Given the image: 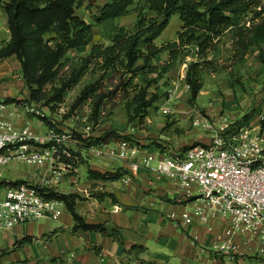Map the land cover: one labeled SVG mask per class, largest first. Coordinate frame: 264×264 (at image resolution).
<instances>
[{
    "label": "trees",
    "instance_id": "1",
    "mask_svg": "<svg viewBox=\"0 0 264 264\" xmlns=\"http://www.w3.org/2000/svg\"><path fill=\"white\" fill-rule=\"evenodd\" d=\"M83 1L3 0L10 40L0 49V61L15 57L20 62L25 88L29 91V98L24 102L40 103L54 111L64 102L67 92L88 75L90 79L72 104L71 113L89 102V121L98 127L105 106L117 98L123 103L130 120L140 118L143 121L152 109L158 108L157 102L166 95L161 88L168 85L167 74L180 59L192 55L193 59L187 62L184 82L190 92L188 103L195 107L203 88L204 75L217 69L212 56L220 49L222 37L229 30L234 32L235 52L232 58L241 61L256 47L259 49L257 58L264 66L261 48L264 43V0H105L101 5L89 0L91 7L96 5L97 12L93 15L96 24L129 15L132 9L144 3L143 9L137 7L135 11L133 26L117 27L109 36L108 43L94 42L93 24L77 14V8ZM175 15L181 21L176 40L158 45L156 40ZM243 17L250 18L238 24L237 21ZM83 47H89L86 54L69 55L71 50ZM164 51L168 52L167 60L163 64L155 62ZM140 78H143L141 82ZM15 101L12 98L3 100L5 104ZM254 115L252 111L232 122L230 131L248 125ZM39 117L50 130L59 131L47 117ZM74 137L79 151L63 145L60 151L64 148L70 156L61 153L57 158L59 163L71 169L89 162L87 152L92 147L123 140L134 144L129 136L114 130H104L98 136L75 134ZM53 143L50 141L42 147L52 146ZM193 146L171 154L176 156ZM88 174L95 180L117 181L125 172L118 168L114 172L102 173L89 166ZM23 183L26 182L1 181L0 186L17 187ZM38 188L45 198L64 202L75 221L74 232L94 231L121 239L117 228L109 230L104 224L86 222L77 209L78 200H82L78 194L60 193L54 188L39 185ZM105 196L117 202L113 194L103 193L98 197L103 199ZM25 241L30 240L24 239L20 243ZM137 248L144 249L141 246L132 247Z\"/></svg>",
    "mask_w": 264,
    "mask_h": 264
},
{
    "label": "crops",
    "instance_id": "2",
    "mask_svg": "<svg viewBox=\"0 0 264 264\" xmlns=\"http://www.w3.org/2000/svg\"><path fill=\"white\" fill-rule=\"evenodd\" d=\"M0 8L7 22L2 4ZM135 19L134 17L133 22ZM2 30L6 36L0 38V49L10 40L8 25ZM262 45L264 43L261 48ZM88 50L89 47L71 50L69 55L74 57L82 52L86 54ZM2 61L6 65L5 77L9 78L7 87L10 89L15 82L25 86L20 62L15 57ZM11 66L18 70L14 76ZM15 76L18 78L13 81ZM9 89L0 87V98H3L0 101L9 97L20 99L14 97ZM27 96L29 98V94ZM173 99L168 101L174 102ZM162 100L157 102L158 107ZM184 100V104L189 107L188 111H174L176 114L169 121L181 122L165 128L162 133L149 132L141 135L142 139L138 140L141 143V154L135 160L130 162L107 157L104 158L109 161L104 160L106 165L116 161L119 165L96 170L105 173L122 168L125 175L121 179L105 181L89 178V184L99 185L98 189L102 194L105 191L113 194L116 203L110 196L99 199L97 193L92 194L94 199L86 193L85 200H78V212L87 223L104 224L109 230L117 228L120 240L94 231L74 232L75 221L65 206L58 219L43 218L16 226L12 230L0 231V264H264V240L258 236L249 239L236 236L238 248L235 251L229 254L217 251L215 246L226 238L227 223L222 218L214 220L210 224V230L209 226L194 218V208L201 201L198 187L193 184L188 190L179 182L170 181L165 176L147 169L142 162V156L147 153H154L159 157V154L172 153L183 146L185 140L179 139L178 133L183 128V123L187 122L184 120L187 116L183 114L192 111L188 95L184 96ZM10 105L14 108H10ZM7 106L9 118L16 126L29 125L28 121L33 117L26 114L28 109L25 106L20 107L13 103ZM241 113L243 115L245 112ZM259 114L255 112L249 124L257 125ZM241 115L238 117L241 118ZM220 116L215 112L211 117L212 122L217 125ZM146 121L153 123L148 118ZM42 129L39 126L32 128L35 133L41 134ZM151 129L157 132L156 129ZM215 133V125L213 129L200 126L192 130L193 140L205 145L211 142ZM52 173L50 172L49 176L51 179L55 177ZM78 185L82 183L77 184L74 181L69 193H78L75 191ZM24 239L30 241L20 243ZM133 246H141L144 249H132Z\"/></svg>",
    "mask_w": 264,
    "mask_h": 264
},
{
    "label": "built area",
    "instance_id": "3",
    "mask_svg": "<svg viewBox=\"0 0 264 264\" xmlns=\"http://www.w3.org/2000/svg\"><path fill=\"white\" fill-rule=\"evenodd\" d=\"M164 113L171 111L165 109ZM263 124L264 111L259 114L257 125L241 126L234 132L230 131L232 121L227 115H221L217 125L209 119L195 117L193 126L197 128L216 126V133L208 145H195L176 156L161 154L158 157L154 153L142 156L147 169L179 182L188 190L193 184L198 187L201 201L193 211L198 222L210 229L212 221L219 218L226 221V238L215 246L219 252L235 251L238 248L236 236L248 239L258 236L264 240ZM67 137L53 130L46 137L37 136L29 125L16 126L9 118L7 104L0 101V166L19 158L54 170L59 154L70 156L66 149L60 151ZM34 141L41 146H34ZM46 141L54 143L42 147ZM87 153L132 162L140 156L141 148L123 140L115 149L108 144L92 147ZM54 173L52 181H43L39 186L56 189L61 174ZM64 207L61 200L45 198L36 184L0 187V231L43 218L58 219Z\"/></svg>",
    "mask_w": 264,
    "mask_h": 264
},
{
    "label": "rangeland",
    "instance_id": "4",
    "mask_svg": "<svg viewBox=\"0 0 264 264\" xmlns=\"http://www.w3.org/2000/svg\"><path fill=\"white\" fill-rule=\"evenodd\" d=\"M103 2H105V0H95V4L97 5H101ZM95 6L91 7L89 0H84L83 4L77 8V14L88 23L93 24L94 42L108 43L109 36L117 27L126 26L131 28L133 26V18H136L135 11L137 7L138 9H143L144 3H141L132 9V13H130L128 16L109 20L103 24H96L93 20V15L97 12ZM249 18L250 17H243L237 22L238 24H242L247 22ZM180 26L181 21L178 15L173 16L169 26L156 40V43L158 45H163L168 41L176 40V33L180 29ZM3 27L6 29L7 22L6 17L0 8V38L6 36L5 31L2 30ZM233 38L234 32L232 30L227 31L222 37L220 49L212 56V58L216 61L217 69L216 71L209 72L204 75L203 88L199 93L200 98L197 100V105L195 107H191L192 111L190 113L183 114V116H187V119H184L187 122L183 123L184 126L178 134L179 139L185 141L179 150H174L172 152L173 154L182 152V149L185 147L201 144L200 141L193 140L194 135L192 134V130L197 128L193 126L195 115H197V117L209 119L212 122L213 118L211 117H213L214 113L216 112L217 115L226 114L229 116L231 121L234 122L242 119V116L245 113L248 114V112L250 113L255 111L256 114H259L260 112L264 111V66L257 58L259 49L254 47L243 60L235 61L232 58L235 52ZM262 46L264 53V45ZM167 58L168 52L164 51L156 57L155 62L163 64ZM192 59V55L188 56L187 58L180 59L176 63L175 67L167 74L168 85L161 88L162 92L166 93V95H164L162 98V104L157 109H152L150 114L143 121H141L140 118L130 120L124 110L123 103H120L119 99L117 98L111 100L105 106L101 116L99 117L100 125L98 127H96V124L89 121V102L83 104L74 113H71L70 108L72 104L74 103L80 90L90 79L88 75L85 76L77 86L67 92L64 102L58 105L54 111L50 110V108L47 106L41 105L40 103L24 102V100L28 98L27 94H29V92L27 91V93H25L24 91L27 89L20 83H13V86L9 89L7 87V80L9 78L5 77L6 73L4 69L6 68V65L3 61L0 62V87L4 86L5 90L9 89L8 91L14 97H20V99L15 100H22L21 102H23L21 105H19L17 101H15L13 104L20 107H24V104L27 105L25 106L26 109H28L26 114L29 115V117H33L28 121V124L34 129H36L38 126L41 129L43 128L42 134L36 133L37 136L46 137L50 131L49 127L45 125L46 123L41 121L39 117L44 116L51 120V123L57 128V130H59H53L55 133L62 135L65 134L68 136L66 138L65 147L73 148L75 151H79L78 146L76 145L77 140L74 137L75 134H80L84 137L98 136L104 130H114L122 135L129 136L135 145L140 146L141 143L138 140L142 139L141 135H145L149 132L162 133L165 128H169L176 122H181V120H178L169 123L170 118L176 114V110L185 111L186 109L188 111L189 107L184 104V96L188 95L189 98L190 92L189 87L184 82V78L187 69V62ZM11 68L13 69L12 73L14 76L18 70L14 68V66H11ZM17 78L18 76H15L13 81H16ZM142 80L143 78H140L139 82ZM114 82L115 81H113V84H115ZM160 83L162 84L163 80ZM171 98H174L173 100L175 101H168ZM9 107L14 108L12 105ZM227 107L228 110L226 111ZM165 109L171 111V113H164ZM241 112L245 113L241 115ZM240 115L241 118L238 117ZM147 118L153 123L147 122ZM151 127L156 129L157 132L153 131ZM163 127L164 129H162ZM47 142L48 141H46V144ZM118 143L119 142H112L109 144V146L115 149ZM33 145L39 147L40 143L34 141ZM168 154H171V152ZM104 158H107L105 154H103L101 157L89 155V162L87 164L80 165L77 169H69L62 163L57 162L54 166V170L48 169L47 166H39L25 162L22 159L15 158L6 165L0 166V182L25 181L26 183L40 185L43 184L44 179L46 181L53 180V178L51 179V177H49L50 172H53V175L55 174L54 172H57L61 174L59 178V185H61V187L58 186L56 188L58 192L69 193L71 191L69 188H72L74 181H76L77 184L82 183V185L77 186L78 189L80 188V190H75L81 194L79 196L85 200L86 198L84 196L86 193H88L94 199L95 196H92V194L97 193L100 196L102 193L100 189H98L99 185L89 184V166L93 170H104L112 167L113 165L115 166V164L119 165L117 161L112 163L110 162L111 164L106 165L104 160H108ZM100 186H102V184ZM0 187L3 188L4 186ZM107 193L108 192L105 191L104 194ZM1 238L2 233H0V243H2Z\"/></svg>",
    "mask_w": 264,
    "mask_h": 264
}]
</instances>
